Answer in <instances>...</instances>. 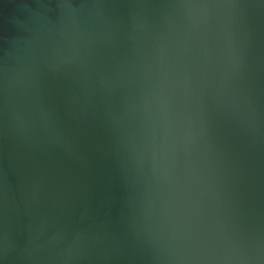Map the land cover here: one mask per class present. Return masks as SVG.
<instances>
[{"label":"water","instance_id":"water-1","mask_svg":"<svg viewBox=\"0 0 264 264\" xmlns=\"http://www.w3.org/2000/svg\"><path fill=\"white\" fill-rule=\"evenodd\" d=\"M0 264H264V0H0Z\"/></svg>","mask_w":264,"mask_h":264}]
</instances>
